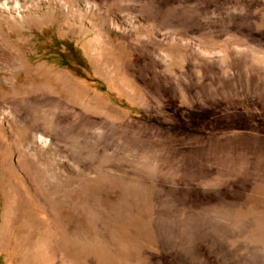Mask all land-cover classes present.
<instances>
[{"label":"rangeland","instance_id":"374dc122","mask_svg":"<svg viewBox=\"0 0 264 264\" xmlns=\"http://www.w3.org/2000/svg\"><path fill=\"white\" fill-rule=\"evenodd\" d=\"M0 264H264V0H0Z\"/></svg>","mask_w":264,"mask_h":264},{"label":"bare ground","instance_id":"6f19581e","mask_svg":"<svg viewBox=\"0 0 264 264\" xmlns=\"http://www.w3.org/2000/svg\"><path fill=\"white\" fill-rule=\"evenodd\" d=\"M230 19V18H229Z\"/></svg>","mask_w":264,"mask_h":264}]
</instances>
